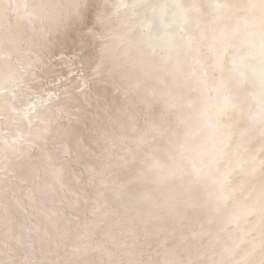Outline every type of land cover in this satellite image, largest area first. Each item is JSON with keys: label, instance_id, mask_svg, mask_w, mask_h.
<instances>
[{"label": "snow or ice", "instance_id": "6c2138e0", "mask_svg": "<svg viewBox=\"0 0 264 264\" xmlns=\"http://www.w3.org/2000/svg\"><path fill=\"white\" fill-rule=\"evenodd\" d=\"M22 8L23 14L12 0H0V47L5 18L14 43L13 15L16 29L39 33L24 53L26 64L10 55L7 70L0 65V160L7 145L17 172L41 192V173L55 176L57 191L70 195L69 225L78 223V202H91L94 216L99 211L102 194L89 200L94 183L108 187L112 177H126L113 181L117 201L126 186L154 183L157 140L166 141L177 173L190 164L192 176L206 172L212 188L206 202L190 206L189 217L191 181L177 174L175 187L153 204L157 212L147 213L164 212L173 229L197 224L199 231L181 233L191 243L177 244L175 231L151 239L146 228L138 233L137 216L120 204L98 217L107 218V227L96 222L93 243L69 264H264V0H30ZM70 37L75 50L66 56ZM57 64L67 72L59 74ZM208 89L217 93L211 115L201 105ZM38 97L42 104L47 97L51 119L37 113ZM21 112L27 137L6 140L4 128L16 126ZM37 123L42 127L34 134ZM18 139L27 151L12 147ZM53 156L73 189L60 182ZM3 171L0 181L16 179L17 172L6 178ZM242 223L249 235L258 233L248 247L238 252L233 242L217 250L221 234ZM0 264L17 262L10 253Z\"/></svg>", "mask_w": 264, "mask_h": 264}, {"label": "bare ground", "instance_id": "6f19581e", "mask_svg": "<svg viewBox=\"0 0 264 264\" xmlns=\"http://www.w3.org/2000/svg\"><path fill=\"white\" fill-rule=\"evenodd\" d=\"M24 1L27 2V0H12V3L17 5ZM65 2H70V0H65ZM19 11L21 14H23L22 10ZM11 22L13 25V37L15 41L17 38V31H18L15 28L16 17H14ZM3 25L9 26V23H5ZM5 39L6 40L3 42L2 47H0V52H2V57H0V65H3L6 68L9 64L8 57L10 56L9 52L13 44H10L8 42L7 37ZM71 43H69L70 46ZM69 44H67V46ZM73 46L74 45H72V47ZM158 52L159 55L165 54L163 51L160 50H158ZM16 58L17 56L15 57L14 61L16 60ZM214 103L215 102L214 101L212 102L211 99L209 101L206 100V98L205 100L201 99V105L203 107H206L209 115H211L212 112L214 111ZM5 116H7V113ZM7 118L5 117V119ZM7 121L8 120H5V122ZM33 133L35 134L36 132ZM7 136L5 138H7ZM165 142L161 140H157L153 144V147L156 149V151L154 152L156 158L159 160L160 156H164L165 159L164 162L162 161L163 158L159 160L160 162L162 161L163 163L157 169L156 180L154 183H149V184L137 183L126 186L124 191L120 194L121 199L119 201H117L114 194L113 181H116V183L118 184L124 183L126 177H112L111 180L106 181L108 187H101L94 183L93 189L89 190L90 192L89 200L91 201L95 199L96 195L102 194L100 195V199L98 201L99 211L94 216L93 205L91 202L87 206H85L82 203V201L78 202V207H77L78 223L71 225H69L67 220L64 219V217L68 215V212L66 211V203L70 200V195L68 191H64V192L57 191V185L56 187L53 188L52 191L49 192L48 190L49 189L48 186L51 187L53 184H55L54 183L56 182L55 176L51 174L45 175L44 173H41L40 181L38 183L40 184V188L43 190L42 192L38 191L37 182H33L31 184V187H28L25 190L23 183L20 181V177L18 175L16 165L14 163L13 164L6 163L4 168H2L4 169L2 173L3 176L7 178L9 171H13V172H17V177L15 180H11V181L9 179H4L0 181V259L7 261L11 253L12 258L16 260L17 264H69L70 260H75L81 256L82 254L81 250L85 245L93 243V241L89 239V234H95L98 231L96 227V222H99L101 228L107 227L108 224L107 218L101 221L98 220V217L104 216L106 212H111L113 206L120 204L126 206L127 211H129L132 215L137 216L136 231L138 233L145 230L146 228L147 232L151 234L150 239L154 238L157 234L167 235L169 228L167 227L168 226L167 222H166L167 226L164 224L166 219L164 212L160 211L158 212V215L154 214L150 217L147 215V213L157 212L155 208L151 210L150 208L153 207L154 203H160V197L162 193L168 191L170 188L175 187L176 183H178L177 174L184 176L185 180H189V178L191 179L190 176L192 174V170H191L192 166L190 167L186 166L187 167L186 169V167H184L183 165L185 171L176 174L173 168L174 165H172L167 160V144ZM8 156L6 157L8 158ZM2 161H0L1 162L0 164L3 163ZM91 167L96 168V165L91 164ZM58 168L60 169V167ZM61 171L63 170L61 169ZM61 171H60V179H62L63 181L61 180L60 182L65 185V189H73L74 185H72L67 179L68 173L67 172L64 173L65 170L63 172ZM202 178L206 179V177L204 176ZM202 178L200 180L201 182L199 183L205 182V180L204 182H202L203 181ZM235 179L236 178H234L233 176V180ZM192 182L190 184H193L194 186V183ZM206 182H208L206 184L208 185L209 181L207 180ZM201 185H199V188L202 189L203 187H201ZM193 186L191 187V189L197 188L196 185H195L196 188L195 187L193 188ZM199 188L198 190L201 191V189ZM210 188L208 189L209 191ZM202 192H201L202 195L201 197H203ZM132 193H135L138 199L129 200L128 197ZM196 194L197 193H195L194 196H196ZM207 194L209 193H206V195ZM191 196L193 195H190V198ZM198 196H200V194ZM105 198H107L108 202H105L106 204L101 205L100 204L101 201L105 200ZM200 199L198 198L196 201H199ZM189 201L192 200L190 199ZM200 202L201 201H199L198 204ZM190 204L191 203L189 202V205ZM193 204H197V202L196 203L194 202ZM189 205L185 207H188ZM190 209L189 211L191 212L192 210ZM145 221H147L146 224ZM171 222L172 219L169 225H171ZM170 228L173 229L172 227ZM248 228L249 226L246 223H242L239 228L231 227V226L228 227L225 230V232L220 236L217 250L220 249L221 245L225 247H231L233 242H236L239 244V249H237V251L242 252L245 248L248 247L249 242L252 241L254 237L258 236V233H252L251 235H249ZM184 229H181L183 230V235L188 236L189 231L187 230L184 231ZM189 229H191L192 231H199V227L195 223H191V225L188 227V230ZM177 230L178 228L176 229L175 233H177ZM173 231L175 230L173 229ZM179 233L180 231H178V234ZM185 242H187V244L191 243L190 240H187ZM143 243H144V239L141 237L138 244H143Z\"/></svg>", "mask_w": 264, "mask_h": 264}, {"label": "rangeland", "instance_id": "374dc122", "mask_svg": "<svg viewBox=\"0 0 264 264\" xmlns=\"http://www.w3.org/2000/svg\"><path fill=\"white\" fill-rule=\"evenodd\" d=\"M30 1V0H29ZM28 0H27V2H29ZM25 3V1L24 2H22V3H19V4H17V6H21V5H23ZM18 7L19 8V10H22V12H23V8H21V7ZM15 17V15H13L12 17H11V21H12V19ZM3 24H5V23H9V21H8V19L7 18H5L4 20H3V22H2ZM6 26H8V25H3V27H4V32H5V38L8 36V31H9V26L8 27H6ZM40 26V25H39ZM38 26V27H39ZM42 27L44 26V25H41ZM40 26V27H41ZM23 29V30H22ZM18 31H17V38H16V40L14 41V43H13V45H12V47L10 48V52H9V54L11 55V57L13 58V61H14V59H15V57L17 56V58H16V60L14 61V63L15 62H18L19 64H21V65H23V64H26L27 63V60H28V58H27V56L24 54V53H26L27 52V50H28V45L30 44V43H32V42H34V41H38L39 40V33L38 32H36V33H34V31H32V30H30V29H24V28H21V29H17ZM21 36V37H20ZM37 36V37H36ZM24 38V39H23ZM6 40V39H5ZM4 40V41H5ZM29 42H28V41ZM17 41V42H16ZM68 41H69V43H71L72 42V38L70 37L69 39H68ZM68 41L66 42V45H65V48H64V52H65V55L66 56H70L72 53H73V51L72 50H75L74 49V46L72 47V45H74L73 43H71V46H70V44L68 43ZM24 43V44H23ZM67 44H69L68 46H67ZM67 47V48H66ZM70 47H71V50H70ZM69 48V49H68ZM73 48V49H72ZM33 51H35V49H33ZM72 51V52H71ZM68 53V54H67ZM69 61V62H68ZM67 62V63H66ZM71 62H72V64H73V61H71V60H67V61H64V63H66V64H68L69 66H71L72 64H71ZM5 70H7V67L5 68ZM57 72L59 73V74H61V75H63V74H65L66 72H67V68H60L59 67V64H57ZM55 74L54 73H51V72H49L48 73V77L49 78H52L53 76H54ZM73 83H75V80L73 79V81H72ZM216 97H217V93L215 92V91H212L211 89H208L207 90V92H206V95L204 96V97H202V99H204L205 100V98H206V100H210L211 99V101L213 102H216ZM44 101H45V103H41V98H37L36 99V105H37V108H36V111H37V113L41 116V117H47V118H49V119H51V117L50 116H48V105H47V97H43L42 98ZM53 106L54 107H56V106H59V105H57V104H55V102L53 103ZM19 107H21L22 108V105L21 106H19ZM253 110H255V109H253ZM6 113H7V111L5 112V115H6ZM24 114H23V112H21L20 113V115L19 116H17V117H15V119L18 121V124L16 125V126H14V127H12L11 129L9 128V127H5L4 128V130H5V132L6 133H9L10 134V136L8 135L7 136V138H5L6 140H11L12 138H13V136L15 137L16 136V134L17 133H22V134H24V137H27V135H28V127H27V120L24 118V116H23ZM21 116V117H20ZM6 118L8 117V113H7V116H5ZM21 121H20V120ZM5 120H8V118L7 119H5ZM5 124L7 125V122H5ZM42 127V125H40V124H34V126H33V129H32V132H36V130L37 129H39V128H41ZM8 128H9V130H8ZM13 130V131H12ZM15 130V131H14ZM20 130H23V131H20ZM27 131V132H26ZM11 135H13V136H11ZM6 137V136H5ZM12 137V138H11ZM18 141V143H16L15 144V146L13 145L12 147L13 148H15V149H18L19 150V152H25V151H27V148H26V146H25V144H24V141L23 140H17ZM165 142V141H164ZM166 143V142H165ZM254 143L256 144V146L257 147H259V143L257 142V141H254ZM167 144V143H166ZM39 146H42V145H38V147ZM5 147H7V145H5L3 148H4V159H3V161L2 160H0V161H2L3 163L2 164H0V168H4V166L6 165V163L8 164V163H10V164H13L14 163V159H16V157L13 155V154H11L12 152L10 151V149H9V147H7V148H5ZM8 151V152H7ZM6 153H8V154H6ZM11 154V155H10ZM32 154L33 155H35L36 154V150L35 149H33V151H32ZM8 155H10V156H8ZM6 156H8V158L6 157ZM12 156V157H11ZM11 158V159H10ZM12 158H14V159H12ZM161 158H163L162 159V161L164 162V156H160V158H159V160H161ZM6 160V161H5ZM11 160H13V161H11ZM10 161V162H9ZM160 162V165L163 163V162ZM1 163V162H0ZM52 163H53V165L55 166V167H60V171H61V169L64 171V173H66L67 172V170H66V168L64 169V167L62 166V165H57L56 164V161H55V157L53 156V160H52ZM4 164V165H3ZM15 164V163H14ZM3 165V166H2ZM61 166H62V168H61ZM190 167L191 165L190 164H186V165H184V167ZM173 167V166H172ZM183 167V168H184ZM187 167H186V169H187ZM166 168V167H165ZM174 168V171H175V173L177 174V172H176V169H175V167H173ZM172 168V169H173ZM192 168V167H191ZM167 169V168H166ZM192 170V169H191ZM63 171H61V172H63ZM165 172H166V170H165ZM204 174H206V172L204 173ZM204 174H202V176H201V178L204 176V177H206V179L205 178H202V182H204V180H205V184L204 183H199V182H201L200 180H201V178L199 179V180H196L193 176H192V174H191V179L189 178V180L192 182V183H194V186H193V184H190L189 185V188H190V195H193V196H191V198H190V195H189V197H188V203H187V205H189V202L191 203L189 206H188V208L190 207V206H196V205H199V204H202V202L204 203V202H206V198H207V196H208V194L206 195V193H209V192H211L212 191V188H210L209 186H210V183L208 184V185H206L208 182H206L207 180L209 181V178L207 177V174L206 175H204ZM18 175H19V177H20V181L22 182V181H26V179H27V183H23V185H24V188H25V190L28 188V187H31V184L33 183V181H32V178L25 172V173H19L18 172ZM234 176V178H236V175L234 174L233 175ZM26 177V178H25ZM208 178V179H207ZM64 179V178H63ZM66 179V178H65ZM230 179H233V177H231ZM62 179H60V181H61ZM63 181V180H62ZM55 184H53L51 187H48L49 189V192L50 191H52L53 190V188L54 187H56V182H54ZM199 183V184H198ZM201 184H203V185H201ZM195 185L197 186V188L195 187ZM199 185H201V187H203L204 188V185H205V188H206V190H205V188L203 189H201V188H199ZM193 186V188L195 187L196 189H191V187ZM13 187V186H12ZM207 187H209L210 188V191L208 190L209 188H207ZM198 188L199 189H201V191L200 190H198ZM51 189V190H50ZM192 190V191H191ZM195 191H197V192H195ZM200 191V192H199ZM203 191V192H202ZM207 191V192H206ZM192 192V193H191ZM194 192V193H193ZM201 192H202V194H203V197L205 198H203V197H201L202 195H201ZM195 193H197L198 195L200 194V196H198L197 194H196V196H194L195 195ZM205 195V196H204ZM107 198H110V197H107ZM107 198H105V200H103V201H101V205H104V204H106L105 202H108V200H107ZM192 200V201H189L190 199ZM193 198H194V201H193ZM196 198V199H195ZM200 199V198H202V199H200L199 201H201L199 204H198V202L199 201H196L197 199ZM203 199H204V201H203ZM107 200V201H106ZM195 202H197V204H193V203ZM187 205H185V206H187ZM154 207H152V208H150V210L151 209H153ZM191 208V207H190ZM189 208V209H190ZM191 210V209H190ZM188 214L190 215L189 217H191V214H192V211L190 212V211H188ZM164 215L166 216H164L166 219H165V225L167 226V224H168V233H170V231L172 232L173 231V229H171L170 227H172L173 228V218L172 217H170V216H168L167 214H165L164 213ZM168 218V219H167ZM172 219V222H171V225H169V223H170V221H171V219ZM170 219V220H169ZM169 220V221H168ZM166 222H167V224H166ZM184 225H191L190 223H185V224H183V226ZM181 226L182 225H180V229L178 228V230H177V233H175L176 235V242L178 243V244H180V243H186L187 244V242H185V241H187V240H185V241H182L180 238V233H182L183 232V230H181V229H184V231L185 230H187V231H189L188 230V227L187 226H182V228H181ZM170 230V231H169ZM175 230V232H176V229H174ZM178 231H180V233L178 234ZM167 233V234H168ZM189 233V232H188ZM188 235H190V233L188 234ZM178 236V237H177ZM140 238L141 237H138V239H137V243L139 242V240H140ZM179 239H180V241H179ZM179 241V242H178ZM130 242H131V240H130ZM182 243V244H183Z\"/></svg>", "mask_w": 264, "mask_h": 264}]
</instances>
